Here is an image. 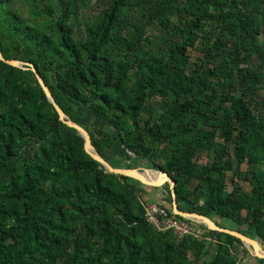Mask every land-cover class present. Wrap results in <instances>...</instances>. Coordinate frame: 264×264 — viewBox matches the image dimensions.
<instances>
[{
  "label": "trees",
  "instance_id": "obj_1",
  "mask_svg": "<svg viewBox=\"0 0 264 264\" xmlns=\"http://www.w3.org/2000/svg\"><path fill=\"white\" fill-rule=\"evenodd\" d=\"M0 47L113 166L168 172L181 210L264 242V0H0ZM162 186L107 171L0 59V264L241 263L237 236L148 221L154 199L183 219Z\"/></svg>",
  "mask_w": 264,
  "mask_h": 264
},
{
  "label": "water",
  "instance_id": "obj_2",
  "mask_svg": "<svg viewBox=\"0 0 264 264\" xmlns=\"http://www.w3.org/2000/svg\"><path fill=\"white\" fill-rule=\"evenodd\" d=\"M0 59L14 66L21 67V68H31L33 71H35L37 78L41 86L43 87L48 99L53 103L56 110L58 111L60 119L67 125L76 128L80 132V134L84 138L86 151L92 157L100 161L107 171L116 173L119 175H126V176L134 177L136 179H139L145 185L162 186L164 182L167 181L170 184V188H171L172 195H173L172 207H173L174 214L180 215L183 218L190 219L195 222L201 223L208 229L219 230V231L227 232L234 236H237L238 238L241 239L244 246L248 250H250L251 253L254 254L258 259L264 258V247L262 246L260 240L256 238H252L238 230L220 226L217 224L215 219H212L206 215L181 210L178 206V202L176 199V180L168 172L162 171V170L151 169L147 167H115L113 166L107 158L103 157L98 152V150L96 149L95 145L92 142V139L90 137L88 130L82 124L72 119L64 111V109L58 104V102L56 101V99L54 98L52 94L51 89L46 84L43 76L41 75V73L38 71V69L33 63L25 62L19 59L5 58V56L2 53L1 47H0ZM154 172L156 173V175H154Z\"/></svg>",
  "mask_w": 264,
  "mask_h": 264
},
{
  "label": "built area",
  "instance_id": "obj_3",
  "mask_svg": "<svg viewBox=\"0 0 264 264\" xmlns=\"http://www.w3.org/2000/svg\"><path fill=\"white\" fill-rule=\"evenodd\" d=\"M131 157H136V153L130 149H126ZM127 163H131V159H126ZM146 217L159 230H173L178 241L184 239L185 236L198 231L197 225L186 218H176L169 214L168 210L158 201L150 202L147 205ZM241 258H243L241 256Z\"/></svg>",
  "mask_w": 264,
  "mask_h": 264
},
{
  "label": "rangeland",
  "instance_id": "obj_4",
  "mask_svg": "<svg viewBox=\"0 0 264 264\" xmlns=\"http://www.w3.org/2000/svg\"><path fill=\"white\" fill-rule=\"evenodd\" d=\"M97 124H99L101 122V120H96L95 121ZM94 122V124H95ZM88 124H92V120L87 122ZM203 161H206L207 160V157L206 156H203L201 158ZM141 161H139V165L142 166V167H145V164L144 163H140ZM246 187H249V184L245 183ZM145 187L147 188L148 190V196L151 197L150 195H152L155 199H160V197L164 196V194L167 195V192L164 188V186H156V187H153L151 185H145ZM152 200L151 202H154L155 201Z\"/></svg>",
  "mask_w": 264,
  "mask_h": 264
},
{
  "label": "crops",
  "instance_id": "obj_5",
  "mask_svg": "<svg viewBox=\"0 0 264 264\" xmlns=\"http://www.w3.org/2000/svg\"><path fill=\"white\" fill-rule=\"evenodd\" d=\"M150 196L151 198H154L152 195ZM256 239L260 240L259 238H256ZM260 242L262 246L264 247V242H262V240H260ZM240 256L243 257L240 264H257L258 263V258L254 254H252L250 250H248V252H242Z\"/></svg>",
  "mask_w": 264,
  "mask_h": 264
},
{
  "label": "bare ground",
  "instance_id": "obj_6",
  "mask_svg": "<svg viewBox=\"0 0 264 264\" xmlns=\"http://www.w3.org/2000/svg\"><path fill=\"white\" fill-rule=\"evenodd\" d=\"M154 175H156V173L154 172Z\"/></svg>",
  "mask_w": 264,
  "mask_h": 264
}]
</instances>
